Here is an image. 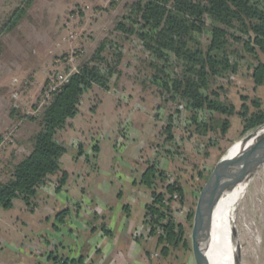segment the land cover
<instances>
[{
	"label": "rangeland",
	"instance_id": "obj_1",
	"mask_svg": "<svg viewBox=\"0 0 264 264\" xmlns=\"http://www.w3.org/2000/svg\"><path fill=\"white\" fill-rule=\"evenodd\" d=\"M134 1L0 0V111L6 110L13 120L0 134L4 139L0 147V180L10 177L14 160H19L5 153L15 143L17 126L29 120L34 121L35 128H40L46 106L53 98L47 94L53 75L76 72L86 63L93 64L108 79V86L94 84L82 95L79 112L76 118L68 120L69 125L76 127L79 124L74 129L77 132L93 119L79 135L68 141L64 167L61 166L62 171L67 170L65 167L72 168L69 165L71 159L77 160L84 154L82 174L73 176L67 170L73 184L83 182L87 188L85 197L79 200L80 217H87L93 224L103 215L96 207L97 202L118 201L124 216L132 211L129 221L134 225L133 240L149 247V241L155 242L156 236L150 234L145 220L136 219H142L141 202L152 201L150 192L141 193V189L147 188L140 186V179L146 167L153 164L164 172L163 178L156 181L158 189L174 181L184 189L182 198L175 194L168 202V213L184 225L190 248L180 244L164 255L160 253L159 243H155L152 256L158 260L162 257L160 260L167 261V264H196L192 230L201 189L216 163L225 154L232 153L233 146L244 137L241 135L243 105L250 112L264 109V85L256 86L252 76L257 61L248 52L240 50L242 42L231 39L230 60L238 68L213 76L211 83V89L218 91L223 101L235 107V113L230 116L231 126L225 135L219 129L206 132L196 129L192 111L184 107V102L162 94L152 81L153 59L140 38L135 33L127 36L116 28ZM22 6H25V12L18 22L14 26H4L15 9ZM198 39L201 47L206 49L209 35L203 33ZM101 46L104 61L94 59ZM236 47L240 50L238 54L235 53ZM259 55L264 62V52ZM173 63L176 71L181 72L177 60L174 59ZM196 113L200 123L208 121L212 114L218 115L209 109ZM167 126L172 129L173 139L168 138ZM99 142L103 149L98 153ZM26 150L28 147L23 155ZM256 174L251 193L258 188L264 190V164ZM42 186L43 190L58 188L53 180ZM70 193L45 196L37 211H32L33 204L29 206L21 200L16 201L11 209L0 206V264H10L11 260L20 264L23 250L29 249L28 245L40 250L34 245V237L44 228L51 229L54 223L41 219L50 214L49 208H54L55 203L71 199ZM254 198L258 202L256 208L254 206L255 212L252 210ZM246 199L245 209L237 221L241 241L237 243L235 257L240 264H264V195L252 197L248 194ZM256 233L260 237L259 243L254 239ZM47 238L54 250L60 240Z\"/></svg>",
	"mask_w": 264,
	"mask_h": 264
},
{
	"label": "trees",
	"instance_id": "obj_2",
	"mask_svg": "<svg viewBox=\"0 0 264 264\" xmlns=\"http://www.w3.org/2000/svg\"><path fill=\"white\" fill-rule=\"evenodd\" d=\"M15 10L4 26H14L25 12V6ZM116 28L127 36L135 33L140 38L153 59L152 81L162 94L184 102V107L192 111L196 129L205 132L219 129L225 135L231 126L230 116L235 113V107L223 101L218 91L211 89L213 76L238 68L230 60L231 39L242 42L240 50L248 52L257 61L252 76L256 86L264 85V62L259 55L264 52V0H136L129 13L117 22ZM233 30L242 35H236ZM203 33L210 38L206 49L201 47L198 39ZM103 46L96 51L95 60H105L101 55ZM240 50L236 47L235 53ZM174 59L181 72L176 71ZM107 82L95 65L86 63L53 95L40 128L30 138V154L14 161L10 177L0 180L1 207L11 208L15 199H22L31 206L38 189L50 180L51 175H57L55 181L59 189L66 184L68 173L61 169V157L66 148L57 141V132L79 112L84 92L94 84L107 87ZM201 109H209L218 115L212 114L208 121L200 123L196 112ZM243 109L242 136L264 123V109L250 112L246 105ZM167 132L168 138L173 139L170 126H167ZM163 176V171L149 164L141 174L140 183L152 196V201L146 204L144 220L150 234L156 236L160 253L167 255L180 244L188 249L190 246L185 239L184 225L168 213V202L175 194L182 198L184 189L177 181L158 189L156 181ZM68 214V208L60 210L57 222L64 224ZM189 217L191 219L192 215ZM102 228L107 232L104 225ZM49 258L52 264H87L82 255L59 256L51 252Z\"/></svg>",
	"mask_w": 264,
	"mask_h": 264
},
{
	"label": "crops",
	"instance_id": "obj_3",
	"mask_svg": "<svg viewBox=\"0 0 264 264\" xmlns=\"http://www.w3.org/2000/svg\"><path fill=\"white\" fill-rule=\"evenodd\" d=\"M74 1L78 2L80 0ZM76 116L74 118H76ZM92 119L93 118L90 119V122ZM12 121L6 110L3 109L0 111V134L10 126ZM90 122H88L86 126H82L81 129L76 132L74 129H77L76 127H79V124L78 126L76 125V127L74 125L70 126L68 121L64 128L58 130L57 141L66 148L68 141L76 135H79L80 131L89 126ZM35 127L36 125L34 124V121L29 120L21 122L19 127L17 126L15 143L5 152L7 156L9 155L12 159L18 158L20 160L30 154L32 149L30 138L38 131ZM82 145L84 146V144ZM27 147L28 150H26V154L23 155V151ZM102 149L103 145L99 142L96 150L99 153ZM66 155L67 148L61 157L62 168L64 167ZM83 155L84 154L79 155L77 160H74V158L71 159L69 165H71L72 168L68 169V167H65L73 176L76 174L78 176L80 173L82 174L85 169V166L81 167L83 165ZM69 171H67L69 174L67 182L62 188L52 189L50 187L43 190V186H41L38 189L37 195L33 199L34 210L32 211L39 210L40 201L43 200L45 196H53L52 194L54 193L59 195L64 192L67 194L71 192L70 194L73 196L70 195L71 199H62L60 202L55 203L54 208H49V216L46 214L41 220L46 223L51 220L54 221L52 228H44L37 233L34 237L35 244H33L38 245L40 250L34 249L33 245H28L29 249L23 250L24 256L20 264H52V260L49 258L51 252H54L55 255L59 256L78 257L82 255L85 257V262L87 264H152L153 262H155L154 264H167V261L160 260L162 257L158 260V257L156 259L152 256L155 243L157 244L156 241L152 242L151 239L149 241L151 244L148 247L146 245L141 246L139 242L133 240L134 225H131L132 223L129 221L131 219L130 214L132 211L127 216H124L119 204H117L118 201H112V203L108 201L97 202L96 207L100 209L103 215L101 218H97L93 224L90 223V220L87 217H80L81 205L79 200L85 197L87 188L84 186L83 182H79L78 179V184H73L72 176ZM56 178L57 175H51L50 180H47V184H50L52 180L55 181ZM140 186H142V184H140ZM146 191L150 192L148 188L147 190L141 189V193H144V195L146 194ZM18 200H21V203L23 201L22 199H15L13 206ZM141 203L143 211L142 219L140 220L138 218L136 220L143 222L147 201L145 200V202L142 201ZM124 204L129 206V203L125 201ZM65 208L69 209V214L65 223L59 224L56 220L57 213ZM114 208L118 209L114 211ZM56 225L58 228H56ZM103 225L107 229V232L102 228ZM46 236L60 240V242L56 243L54 250H52L51 242ZM41 248H43V251ZM10 264H16V262L11 260Z\"/></svg>",
	"mask_w": 264,
	"mask_h": 264
},
{
	"label": "water",
	"instance_id": "obj_4",
	"mask_svg": "<svg viewBox=\"0 0 264 264\" xmlns=\"http://www.w3.org/2000/svg\"><path fill=\"white\" fill-rule=\"evenodd\" d=\"M264 126V123L259 127ZM264 164V136L254 141L240 155L225 154L215 165L203 185L195 211L192 249L196 264H211L207 246L211 237L215 208L221 197L252 177Z\"/></svg>",
	"mask_w": 264,
	"mask_h": 264
},
{
	"label": "bare ground",
	"instance_id": "obj_5",
	"mask_svg": "<svg viewBox=\"0 0 264 264\" xmlns=\"http://www.w3.org/2000/svg\"><path fill=\"white\" fill-rule=\"evenodd\" d=\"M255 129H253L255 131H251L245 134L244 137L233 146L232 153H227V157H233V156L240 155L254 141L264 136V126L259 127V128L256 127ZM258 170L254 173L252 177L244 180L243 182L238 184L235 188L226 192L219 200L215 208V211H214L212 232H211V237H210V240L207 246V255L209 257L211 264H240L239 259L236 260V257H235L236 250H237V243L239 239L241 238L239 235L240 228L238 229L239 226H238L237 221L240 216L239 214H241L245 209L244 205H246L247 203L245 201L247 200L246 198L248 194H252V197H256L260 195L263 197L264 195V190L261 188H258V190L252 191V193L250 191L251 186L253 185L254 179H256L255 175H257L256 173L258 172ZM254 200L252 199L253 208L255 205L256 206L258 205L257 204L258 202ZM259 203L262 204L263 201H259ZM248 204L250 205L249 201H248ZM253 208L252 210H254L255 212V208L254 209ZM257 211H259V209ZM247 223L246 225H248ZM242 225L243 224H241V226ZM254 239L256 240L257 243H259L260 237L258 234L256 235V238L254 237Z\"/></svg>",
	"mask_w": 264,
	"mask_h": 264
},
{
	"label": "built area",
	"instance_id": "obj_6",
	"mask_svg": "<svg viewBox=\"0 0 264 264\" xmlns=\"http://www.w3.org/2000/svg\"><path fill=\"white\" fill-rule=\"evenodd\" d=\"M72 59L73 57H71V60ZM76 72H70V73L60 72L56 75H53V77L50 80V84L47 88V94L54 95L56 92H58L65 84L69 82L70 76ZM3 140L0 142V147L4 143Z\"/></svg>",
	"mask_w": 264,
	"mask_h": 264
}]
</instances>
